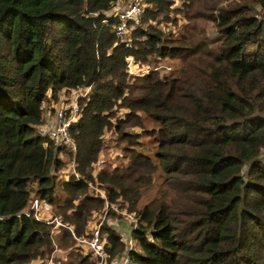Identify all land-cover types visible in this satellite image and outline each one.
I'll list each match as a JSON object with an SVG mask.
<instances>
[{"label": "trees", "instance_id": "trees-1", "mask_svg": "<svg viewBox=\"0 0 264 264\" xmlns=\"http://www.w3.org/2000/svg\"><path fill=\"white\" fill-rule=\"evenodd\" d=\"M131 1L0 0V264H42L53 241L70 248L62 264H95L69 232L19 215L40 197L88 236L105 206L95 181L138 219L131 264H264V0H139L142 23L121 38ZM128 57L179 65L130 75ZM76 90L64 159L37 128ZM105 133L123 161L95 177ZM72 159L78 179L57 182ZM119 216L101 227L110 261L125 250Z\"/></svg>", "mask_w": 264, "mask_h": 264}, {"label": "built area", "instance_id": "built-area-1", "mask_svg": "<svg viewBox=\"0 0 264 264\" xmlns=\"http://www.w3.org/2000/svg\"><path fill=\"white\" fill-rule=\"evenodd\" d=\"M125 5V6H124ZM119 7L116 15L118 17V22L114 29L116 34L121 38H127L130 35L131 29L142 23L143 8L141 7L139 0H132L131 2L124 4ZM132 66L133 70H132ZM137 63L133 61L132 57L127 58V70L130 75L143 73L144 71H136ZM164 71L171 69L170 66L164 67ZM157 69V68H155ZM86 94V91L84 92ZM77 98L74 96L70 100L58 104L56 106L53 119H49L47 114L43 115V124L39 125L37 128V134L42 137H48L55 148H57L60 153L59 157L62 158L64 154V149L71 147L75 149L73 140L69 135L70 123L75 119L78 113ZM68 167V168H67ZM59 175L63 174L65 179L68 175H73L75 178L79 177L76 170L75 160L72 159L67 163L66 167L58 171ZM96 195L104 198L105 206L103 211L97 215L93 222H90L89 235L88 236H77L74 227L68 222L63 221L56 215L51 216V205L40 197H32L29 201L28 206L19 215H24L26 217H32L38 221L45 222V224L50 226L51 237L55 235H60L63 231H67L75 239L81 248V252L84 255H90L94 258L95 264H131L129 253L134 249V239L132 232L138 226V219L133 213H128L122 207H119V201L114 203H109L106 201L105 193L102 189L98 187L94 188ZM109 212H117L122 215L128 222V227L126 231L120 232L121 242L125 245L124 252L117 258L110 261L109 254L105 250L107 244L106 235L101 231L103 222ZM53 241V240H52ZM59 253H62L59 245L53 241V249L51 254L47 259L44 260L42 264H62L61 259H59ZM66 257V253L63 258Z\"/></svg>", "mask_w": 264, "mask_h": 264}, {"label": "rangeland", "instance_id": "rangeland-1", "mask_svg": "<svg viewBox=\"0 0 264 264\" xmlns=\"http://www.w3.org/2000/svg\"><path fill=\"white\" fill-rule=\"evenodd\" d=\"M124 4H127V3H124ZM179 5V1L177 0L175 2V6H178ZM125 6V5H124ZM174 14H171V17H173ZM169 24V23H168ZM167 24V25H168ZM167 25H163L161 24L160 27H164V26H167ZM167 28H170L167 26ZM166 28V29H167ZM177 28L174 27L173 30H176ZM195 29L197 31L201 30L203 33H205L206 35L208 36H215V27L214 25L211 23V22H207V21H199L197 24H196V27ZM150 66V68H157V73L162 76L164 75L165 73H167L168 71L176 68L178 65H179V61L178 59H163L161 61H154L153 59L147 64ZM146 64H138L137 67L135 68L136 71H147L145 70L148 66ZM156 66V67H155ZM166 66H170L171 69L168 70V71H164V67ZM133 67L132 66V70H133ZM80 93H82V91H79V90H76L75 92H73L72 94L71 93H68L66 96H64L65 98L67 97H74L76 95H80ZM49 103L50 101H46V108L45 109H48V106H49ZM143 116V124L145 127L147 128H150L152 126V121L150 118H148L147 116H145L144 114H142ZM140 140L143 141V143L145 142H148V138L147 137H142L140 138ZM147 145V143H146ZM121 147H122V144L120 143L119 144V140L116 138V136L114 135H110L109 133H105L104 135V139H103V146H102V149L99 153V157L97 159V161L93 164L92 166V174L93 176L97 175V173L100 171V169L104 168V167H109L111 168L115 163H119L121 161H123V158L121 157ZM64 159H69L70 157L68 155H64L62 156ZM70 160H68L67 162H69ZM66 165V164H65ZM68 168V167H67ZM71 175H68V178L70 177ZM61 178H64L63 177V174L58 176L57 177V182L59 180H61ZM67 178V179H68ZM75 179H78V178H75ZM56 182V183H57ZM95 187H98L99 189H101L98 185H97V182H92L90 185H89V190H90V193L92 194L94 192V188ZM52 212V210H51ZM55 213V212H54ZM115 219H118V220H121L122 219V216H119V217H116ZM114 218L110 219L111 220H115ZM70 224V223H69ZM72 225V224H71ZM73 226V225H72ZM74 227V226H73ZM73 239V238H72ZM76 243V241H75ZM62 253H59V259H61V261L63 262V257L65 255V253H67V249H70V248H66V249H62ZM80 251V250H79ZM81 252V251H80ZM83 255L84 253L81 252ZM51 254V253H50ZM49 257V256H48ZM47 257V258H48ZM46 258V259H47ZM44 262V261H43ZM42 262V263H43ZM33 264H35V262H33Z\"/></svg>", "mask_w": 264, "mask_h": 264}, {"label": "crops", "instance_id": "crops-1", "mask_svg": "<svg viewBox=\"0 0 264 264\" xmlns=\"http://www.w3.org/2000/svg\"><path fill=\"white\" fill-rule=\"evenodd\" d=\"M44 114H47L49 119H53V117H54V113L51 114L48 110H44ZM45 121H46V119H45ZM110 225L116 231H119V232H124V231H126V228H127V223L123 219H121V220H118V219L111 220L110 221Z\"/></svg>", "mask_w": 264, "mask_h": 264}]
</instances>
